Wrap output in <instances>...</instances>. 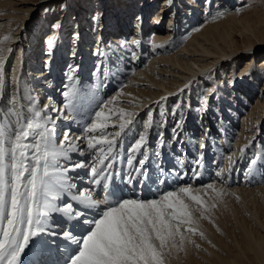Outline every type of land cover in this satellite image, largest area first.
<instances>
[{
    "label": "bare ground",
    "instance_id": "6f19581e",
    "mask_svg": "<svg viewBox=\"0 0 264 264\" xmlns=\"http://www.w3.org/2000/svg\"><path fill=\"white\" fill-rule=\"evenodd\" d=\"M46 1L45 10L44 8L40 9L42 12L39 13V16L32 18V12L26 13L27 9L25 7L10 6L13 2L12 0H0V40H3L5 36H10L9 40L0 45L4 49L3 57L6 61V89L4 90L3 101L0 103L8 107L11 104V98L15 96L19 100L18 107L25 108V113H27L29 107V99L38 101V103L44 100L46 105L52 104L56 106L54 101L50 99V92L45 95L44 92L46 90L40 89L38 83L35 86L36 80L43 85L46 80L44 78L48 77L52 85L46 86L50 88L49 90L52 89L56 92V90H60L59 86L61 87V83L59 86L55 85L52 78L50 79V77L56 76L53 71L56 70L60 74L62 70H68L67 67L58 70L57 64L59 62L62 63L58 59L61 56L60 51L62 50L64 54H67L68 49L66 48L65 38L57 36L56 31L50 29V35L42 43V40H36L34 34L36 28L40 25L39 23L59 19V16L55 13V6L64 0ZM122 1H113L117 5L116 9H107L108 5L105 4L106 11L104 9L102 13L97 9L98 11L96 10L92 17L89 16L92 11L87 15H75L76 17L78 16L76 19L78 27L76 26L73 32V40L76 41L77 39L78 43L74 42L72 46H76L79 51L78 53L75 52V56H72L74 62H67L69 66L73 63H75L73 65H78L79 62V65L75 66L74 70L78 73L81 72L79 73L81 76H95V79L90 84V89L88 86L87 89L83 88L88 79L85 77L80 78L79 76H76V79L74 78L75 82L72 86L77 89L78 108L83 112H87L88 106L86 103H89V107L92 105L93 96L88 95V90H94L92 86L100 85L103 88H108L110 85L107 82L111 81V77H113V81H116L118 74L116 70L119 67V60L125 55L127 50H131L134 53L132 61L139 59V52L141 51V54L144 52L142 40H144L143 35L146 34L149 35L150 42V48L147 50L150 54L148 64L143 69H139L140 71L135 72L133 75L135 82L123 90L125 96L126 94L133 95L135 98L131 96L132 101L137 100L139 104L134 105V102L127 99L128 97H124L125 104L122 107L129 108V106H132V108H137L140 111L146 107L145 102H154L152 105H155V102H160V99L168 98L179 92L175 98H170L172 101L166 99L167 101L165 102V100H162L160 108L162 106L164 111V109L168 108L169 103L172 102L173 106H184L183 110L187 112L191 110L193 103H198V99L195 100V92L199 95V89L202 88L205 89V94L200 96L198 115L204 121V127H207L213 125H207L210 122V117H212L210 113H207L208 110L213 109L212 111H215L216 106L218 109V105L221 106L219 107L220 111H227L226 109L229 106L236 107V110L241 109V105L239 106L240 101L242 100L245 103L249 101L247 99L249 95H254L253 102L249 104L251 110L244 112L242 109L241 111L244 112V115L241 118L236 117L235 114L234 118L240 119V132L237 133L235 138L234 146L237 145L239 147L235 146L237 151L235 148L234 154L238 156L240 149L245 148L259 129V135L257 134L258 136L253 141L257 140V143H261L263 141H261V138L264 136V58L261 59L262 63L260 65H256L255 62L254 66L253 57L258 54L257 48H264V0H128V2L121 4ZM66 2L74 6H76V3L80 4L78 0H66ZM85 2L91 4L92 0H85ZM151 5L153 6L150 7ZM157 5L159 7L156 10ZM149 7L151 8L150 10ZM35 9H38V6ZM152 12L154 13L151 14ZM166 13L168 24L165 29L163 27L161 29L159 20ZM30 16L32 25L27 28V26L23 25L27 23ZM86 18H89V20L82 25V21H85ZM90 19H93L95 24L97 22L100 23L98 31L96 30L99 37L101 35L100 31L104 27V31L109 26L114 28L117 22L120 24L121 32L117 36H110V44L108 43L106 47L102 46V44L99 46L90 44L91 42L89 43L87 39H82V36L85 35L82 34L85 25L87 27ZM2 20L6 22L2 23ZM148 20L152 21L148 22ZM129 27L132 31L134 28L133 33H130V35L127 34V30L125 31ZM174 32H176L179 40H176L178 41L177 45L171 46L173 40H175L171 38ZM236 37L242 39L244 49L247 50L246 54L241 57L236 55L241 51V49L237 48ZM21 38L23 39L22 43ZM49 40H53L51 48L48 45ZM9 49H11L10 52L8 51ZM87 50L91 52L85 53ZM30 51L33 54L28 56ZM39 51L45 53L41 60L39 59ZM98 51L104 55V59L102 55H98V59L100 58L104 61L103 70L105 71L102 72V76H105L104 82L101 81L98 72L94 71L91 74L88 69L90 64L94 62L92 60L94 53L97 54ZM157 54H159V57ZM112 57L114 61L110 60ZM77 58L78 62H75ZM244 58L245 60H243ZM43 62L48 63L50 68L46 69L47 66L45 65L46 68L42 69L44 66L40 67V63L44 65ZM138 62L136 61L135 64ZM233 67H238L235 69L238 72L231 69ZM44 70H49L52 75L49 77ZM225 70L229 71L225 72ZM61 78L58 79V82H62ZM54 86H56L55 89L52 88ZM140 86H143V88H140ZM96 89L95 87V91ZM61 90L67 89L61 87ZM100 90L103 91V89ZM212 90L214 92L213 102L208 99L207 94L212 92ZM52 95L54 97L55 93H52ZM5 100H7L6 103L4 102ZM224 103H226V106ZM41 107L40 109H42ZM229 108L232 111L234 110L231 107ZM238 112L240 111L238 110ZM49 113L50 110L48 115ZM216 113L219 114L220 112L216 111ZM224 113H226V116H228L227 113L230 115L228 118L226 117L225 121L229 119L231 122L233 120L231 110ZM218 127L220 128L219 133L222 132L220 141L223 142L222 139L226 140L225 135H228L223 132L222 127ZM225 130L226 132L228 131L227 129ZM187 145L190 146V144ZM260 148L259 145V151L262 149ZM257 152L255 153L258 154L259 152ZM241 156L239 155V159ZM204 168L203 158L201 169ZM202 172L198 178H195L197 179L195 185L200 184V181L203 180L202 174H204V171ZM258 178L260 177L258 176ZM216 182L219 184L220 180ZM224 183L226 184L227 182ZM246 183H242V185ZM218 184H215V186L217 188L223 187L224 192L227 193V195L223 196L222 201L209 199L213 195L211 190H207L208 196L200 193L207 202L206 206L216 203V207L209 212V219H200L199 225H194V227L198 228V233L200 231L203 232L204 238L201 239L198 233L193 235L194 244L188 245L186 243L182 251L173 252L168 264H264V184L263 186L260 185V187L258 185V187L251 186L250 189H245L248 186H243L245 188L236 186L229 188L227 186L228 189H225L226 187ZM197 186L196 188H201V186ZM194 215L199 218V213ZM196 245L199 247H196Z\"/></svg>",
    "mask_w": 264,
    "mask_h": 264
},
{
    "label": "snow or ice",
    "instance_id": "6c2138e0",
    "mask_svg": "<svg viewBox=\"0 0 264 264\" xmlns=\"http://www.w3.org/2000/svg\"><path fill=\"white\" fill-rule=\"evenodd\" d=\"M9 39L10 36H5L0 45ZM52 44L53 40H49L50 48ZM3 51L0 47V102L6 89ZM97 55L102 53L98 51ZM73 71L70 67L66 77L69 83L63 92V109H51L50 105L40 109L38 101L29 99L25 113L18 107L15 96L8 107L0 103V264H22V254L43 236L58 237L64 242L56 245L64 250L62 264H168L173 252L182 251L186 243L194 244L192 236L198 233L194 225L198 226L200 219H209L210 210L216 207V203L206 206L200 193L208 196L207 190H211L213 195L209 199L216 201H222L227 193L213 182L201 188L186 185L157 190L151 198L137 195L135 184H144L146 181L141 177L148 176L145 165L150 158L153 112L146 113L143 130L125 155L123 141L136 127L138 114L123 108L106 111L116 97L101 101L93 114L81 111L77 91L72 86ZM179 108L177 105L172 109L173 116ZM49 110L61 116L54 119L48 115ZM60 118L72 122L85 119L83 135L73 137L69 128L62 130L60 139L56 131ZM110 126L118 130L108 131ZM179 127L177 122L172 129L173 140L178 139ZM157 135V144L162 146L163 133ZM82 143L86 149L81 147ZM204 147L201 143L200 148ZM245 148L240 149L242 155ZM74 155L78 158L74 159ZM259 159L264 157L250 160L246 176L254 175ZM118 162L123 167L117 168ZM202 163L201 153L197 168ZM79 169L85 170L84 177L78 175L75 179L86 177L87 185L102 187L106 193L102 199L93 197L91 187L81 189L74 182L70 174ZM222 172H217V176ZM199 175L196 169L192 171L193 178ZM117 179L132 186V196L123 195V190L114 183ZM195 213H199V218ZM57 216L59 219H54ZM65 224L69 226L65 228ZM56 228L60 231H55ZM198 234L204 238L202 231Z\"/></svg>",
    "mask_w": 264,
    "mask_h": 264
},
{
    "label": "rangeland",
    "instance_id": "374dc122",
    "mask_svg": "<svg viewBox=\"0 0 264 264\" xmlns=\"http://www.w3.org/2000/svg\"><path fill=\"white\" fill-rule=\"evenodd\" d=\"M12 1L13 2H12V4L10 6L15 5V7H19V8L25 7L27 9L26 13L29 14L30 12H32V14H33L32 18L39 16V13L42 12V10H40V9L44 8V10H45V6L47 4L46 0H23L22 2H21V0H17V1L16 0H12ZM78 1L80 2V4L76 3V6L68 4L66 2V0L60 1L55 6V10H56L55 13H57V16H59V19H57L55 21H48L47 20L44 23H39L40 25L36 28L35 32L33 31L35 36H36V40L37 41L38 40H40V41L42 40V43H44L46 37H48L50 35V32H49L50 29H54L56 31V33H57V36L65 38V40H66V48L68 50L66 52L67 54H64L62 50L60 51L61 56L58 59H60V61H62V63L58 61L59 62V63H57L58 64V70L61 69V68H59L60 66L68 67L69 64H68L67 61H71V62L73 61L74 62V60L72 59V56H75L76 53H78V51H79L78 48H76V46H72V43H74V42L76 43L77 42V39H76V41L73 40V38H74V33L73 32H74V30H75V28L77 26V23H78L77 20H76L77 17L81 16V15H87L90 11H92V13L89 14V16L92 17V16H94V12L97 9H99L100 12L104 11V9L106 11V8H105L106 5L105 4L108 5L107 9L108 8L109 9H113V8L116 9V7H117L116 3L113 2L114 0H92L91 4H87L85 2V0H78ZM118 1H120V0H118ZM146 1H148V0H146ZM126 2H128V0H123L121 4H124ZM37 6H38V9H35V7L37 8ZM152 6L153 5H151L150 7H152ZM150 7H149V10L151 9ZM154 7H155V5H154ZM158 7L159 6L157 5L156 6V10L158 9ZM153 13L154 12H152L151 14H153ZM76 14L78 15L77 17L75 16ZM166 16H167V13L165 15H162L160 20H159V27H161V29H162V27L165 29V26H167V24H168V21H167L168 19H167ZM30 18H31V16L27 20V23H25L23 26H27V28H28L29 26L32 25V20L30 21ZM147 18H148V16H147ZM198 18H199V16L197 17V20H198ZM88 20H89V18H86V20L82 21L81 24L84 25L85 22H87ZM151 21L152 20H148V22H151ZM3 22H6V21L2 20V23ZM92 22H94V20L90 19V21L87 23L88 24L87 27L85 25L84 32L82 33L83 35L85 34L84 36H82V39H84V40L87 39L89 43L91 42L90 44H94V45L97 44L98 46L100 44H102V46L106 47L108 45V43H109V37L113 36V35L117 36V34H119L121 32L120 24L117 22L114 25V28L112 26H109L112 30L109 27H107L106 30L104 31V28H105L104 27L102 29V31H100L101 35L99 37L97 31L99 29V24L100 23L97 22V24H95V22L94 23H92ZM160 25H162V26H160ZM117 27H118V31H117ZM149 28L151 29V27H149ZM109 29H110V31H109ZM126 30H127V34L130 35V33L131 34L133 33L134 28H133V31H132V29L130 27H129V29L126 28L125 31ZM115 32H116V34H115ZM144 33H146V32H144ZM144 36H146V37H144ZM148 36L149 35H146V34L143 35V39L144 40H142V44L146 48L144 49L143 54H141V51H140L139 55L140 56H144L145 59L147 58V60L141 63V60L139 59L140 63H138V64L140 65V67L137 66L138 64L135 65V66L133 64H131V62H133L132 60H133L134 53L131 50L130 51L127 50L125 55L122 56L121 59L119 60V67L118 68L116 67L117 68V70H116L117 72L116 73H118L117 77L114 74V76L116 77V81H113L114 79H111L110 82H107L109 85H111V89L109 91H107L106 93H104V90L103 91L100 90V89L103 88L102 86L99 85L98 87H96L97 88L96 89L97 92L95 91V88H94L95 92L93 91L94 94H92V96H93L92 97V101L93 102H92V105H91L93 107L92 114L94 113V110H97L96 109L97 104H99L101 101H112L113 97H116V100L106 106V111H107L108 108H111L114 111L118 110L119 108H123L127 112H132V113L138 114L136 116V121H137L136 127L132 131H130L128 133V137L126 136L124 138V143H125V146L127 148L130 147V145L134 142V139L137 138L138 133L143 130V121L147 119L146 113L149 110H151L153 112V118H154V122H155L153 128L149 131V146H151V149L156 148L158 146V144H157V140H158V135L157 134L158 133H163L164 140H165L164 144L170 145L168 142H173L174 141L172 139V136H173L172 129L176 128L177 122H179L180 123V127L177 129V133H176V135L178 136V139L182 138V141L186 140V144H191V146L193 148L195 147L197 149H200V144L202 143V141H203V143L205 142V147H204V150H205L204 155H205V157L204 156L203 157H204V164H205L206 168L201 169V170L204 171V172L206 171L207 175L205 173L202 174V177L203 176L205 177V181L202 184H197L198 186L194 184L195 185V186H193L194 188H196V186L197 187H199V186L202 187V185L204 186V185H207L208 183H212V182H214L215 184H218L216 182L217 180H220L218 185H222V186L226 187L225 189H228L227 186L229 188L235 187V186L236 187H242V188H245L246 186L249 187V188L246 187L245 189H250L251 186L252 187H255L257 185L259 187H260V185L263 186L264 179H262V175H264V173H262V169H264V159H259V161H258L259 166H257V168L255 169L254 175H252V176H246L245 175V172H246V170L249 167L250 160L264 157V143H263L264 142V139H263L264 138V136H263L264 134L262 135L263 138H261V141L262 140L263 141L261 143L260 142L257 143V140L253 141V139H256V137L259 135L260 129H259V131L257 130V133H256L255 137L253 136L254 138H252L249 141V143H247V145H250V146L245 148V152H244L243 155L240 154L241 152L238 153V156L236 154H234V150L236 148L235 146H237V145L234 146V143H235V140H236L235 138L237 137V133L240 132L239 131V127H240V119L239 118H241L242 115H244V112H249L248 110H251L249 104H251L250 102H253V100H254L253 96L254 95L253 96H251V95L248 96V98H247L249 100V101H247L248 103L247 102L243 103L242 100L240 101L239 106L241 105V109H237L236 110V107L229 106V107L234 109L232 111V109L227 107L226 110L227 111L231 110L232 115H233V120H231V122L229 121V119L226 120L227 122L225 121V119H227L228 116H230L228 113H227L228 116L225 115L226 113H224V112H227V111H222L221 110L223 112V115H222V112L219 109V107H221V106L218 105V109H217V106L214 104L215 103L214 102L213 104L216 106L215 111H212L213 110L212 109L210 111L208 110V112H207V113H210L211 116H212V117H210V119H209L210 122L207 125L213 124L211 126H207L208 128L204 127V121L200 118L201 116L198 115V107H199L198 104L200 103L199 101H201V99H200L201 97L200 96L205 94L204 93L205 89H202V88L199 89L200 90L199 91V95L197 94V92H195L196 93L195 94V100L198 99L197 100L198 103L197 104L193 103L194 105L192 106L191 110H188L187 112H185L183 110L184 106L180 107L175 116H173V114H172V109L176 108L177 106H173L172 102L169 103V105L167 106L168 108L164 109L163 114H161L160 105H161L162 99H160V103L159 104L157 102H155V105H152L154 102H152V103L145 102L146 107L144 109H141L140 111L137 108H134V107L132 108V106H129V105H128L129 108L128 107L127 108L122 107V105L125 104L124 97H128L127 99L129 101H132L131 96L133 98H135L133 95H130V94H126V96H125V93L123 92V90L126 87L130 86L133 82H135L133 80V75L135 74V72L136 71H140L139 69H143L146 66V64H148L149 56H150V54L147 51L148 48H150V42H149ZM171 38L175 39V40H173V44L171 46L177 45L178 41H176V40L179 37L176 36V32H174L172 34ZM22 40L23 39L21 38V43H22ZM36 40H34V41L36 42ZM97 40H99V42H97ZM145 40H147V41H145ZM236 41H237V44H236L237 48L241 49V51L238 52L236 55L241 57L242 55L246 54L247 50L244 49V46L242 44V39L241 38L236 37ZM24 42H25V40H24ZM257 49L256 50H257L258 54L254 55V57H253V61H254L253 65L254 66H255V62H256V65H260L262 63L261 59L264 58V48H257ZM31 51H30V54H28V56L29 55L31 56V54H33V52H31ZM88 51L89 50H87L85 53H87ZM251 51H252V49H251ZM89 52H91V51H89ZM109 52H110V50H109ZM39 53H40V58L39 59L41 60L43 58V56H45V53L42 52V51H39ZM155 53H154V55H155ZM82 54H84V53L82 52ZM92 54H93V52H92ZM95 55H97V54L94 53V56ZM102 56L104 57V55H102ZM112 56H113V53H112ZM157 56L159 57V54H157ZM63 57H64V59H63ZM69 57H71V58L69 59ZM96 58H98V55H97ZM113 59H114L113 57L110 58V60H113ZM95 60H97V59H95ZM243 60H245V58ZM42 61H44V60H42ZM63 61H65V62H63ZM73 64H75V63H73ZM66 65H68V66H66ZM116 65H117V63H116ZM42 66H44V68H42V69L46 68L45 65H42L40 63V67H42ZM228 67H229V65H228ZM238 67H240V66H238ZM238 67H236V68H238ZM236 68L233 67L231 69L235 70ZM67 69L69 70V68H67ZM39 71H43V70H39ZM44 71H46V70H44ZM104 71L105 70H103L102 72H104ZM227 71H229V70H225V72H227ZM235 71L238 72V70H235ZM55 72L57 73V71H55ZM46 73H48L47 75L49 77L52 75V73H50V71H46L45 74ZM102 75H103V73H102ZM120 75L122 77H124V78H120ZM51 78L52 77H50V79ZM44 79H46V80H45V83L43 85L40 84L41 82L36 80L37 82H36L35 86L38 83V85H40V89H43L45 91V88H48V86H46V85H52V83H50V81L48 80V77H45ZM75 79H76V77H75ZM94 79H95V76L93 77V80ZM93 80H87L85 82L86 84H84L85 87H83V88L87 89V86H88L89 89H90L91 88L90 84H91V82ZM102 82H104V80ZM52 88L55 89L56 86H54ZM59 88H61V87L59 86ZM140 88H143V86H140ZM48 89H50V88H48ZM46 91H47V89H46ZM49 92H50V94H49ZM51 92L55 93V95H57L58 91L56 90V92H55V90H52V89L48 90V94L50 95V99L52 101H54V98H53V95H52ZM178 94H179V92L176 95H178ZM207 94H208V99L210 101L212 100V102H213V98H214L213 90H212V92L207 93ZM94 95H96V96H94ZM176 95L169 96L167 98V100L172 101V100H170V98H175ZM242 95H244V94H242ZM58 99H60L59 95L57 97H55V101H54L55 104L58 103V101H57ZM167 100H165V102ZM42 101L43 102L40 101L38 103V106H39V108L42 106V109H43L46 104H45L44 100H42ZM4 102L6 103L7 100H5ZM132 102H134L133 103L134 105H138L139 104L137 102V100L136 101H132ZM88 104L89 103L87 102L86 105L89 107ZM245 104H247V105H245ZM47 105H49V104H47ZM224 105L226 106V103H224ZM50 106H51V109H57V106H53L52 104H50ZM242 109H243L244 112L241 111ZM238 110L240 112H238ZM88 111L85 112V113H88ZM190 111H192V112H190ZM216 111H219L220 113L217 114ZM235 111H237V112H235ZM51 113L53 114L54 111L50 110V113H49V116L53 117L52 115H50ZM189 114H190V116H189ZM235 114H236V117H239V118L235 119L234 118ZM113 119H115V118H113ZM187 119H188V121H187ZM211 121H212V123H211ZM223 121H224V123H223ZM88 122H90V121H88ZM83 123H85V121ZM218 126L222 127L223 128V132L228 135V136L225 135L226 140L222 139L223 142L220 141V139L222 138V137H220V135L222 136V132L219 133L220 132L219 131L220 128ZM186 127H187V129H186ZM64 129L65 128H63L62 130H64ZM225 129H227L228 131L226 132ZM62 130H61V132L58 135L60 139H62L61 136L63 135V133H62L63 131ZM115 130H118V128H113V127L110 126L109 129H108V131H115ZM182 132H184V134ZM211 140H213V141H211ZM210 141H211V143H210ZM256 144H257V147H258L257 150H256ZM258 144L262 148V149L260 148L261 149L260 151H259V145ZM84 145L85 144L81 145V147L82 146L84 147ZM208 146H210L209 149H208L209 151H206V148ZM238 147L239 146H237V148ZM237 148H236V151H237ZM255 152H257L259 155L256 154ZM260 152H262V153H260ZM261 154H262V156H261ZM239 155L240 156L242 155L240 159H239ZM253 156H255V157H253ZM216 164H217V166H216ZM229 168H232L233 170L229 171ZM221 170H223L222 174L220 176H217V172H220ZM256 171H257V173H256ZM258 176L260 178H258ZM227 178H229V179H227ZM224 182H227V183L225 184ZM246 182H248V183H246ZM242 183H246L247 185L246 184L242 185ZM243 186H245V187H243Z\"/></svg>",
    "mask_w": 264,
    "mask_h": 264
}]
</instances>
